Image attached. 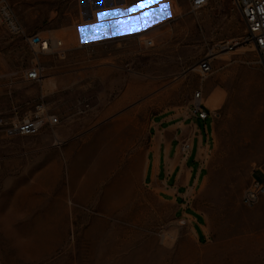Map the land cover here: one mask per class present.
I'll return each instance as SVG.
<instances>
[{
  "label": "rangeland",
  "instance_id": "rangeland-1",
  "mask_svg": "<svg viewBox=\"0 0 264 264\" xmlns=\"http://www.w3.org/2000/svg\"><path fill=\"white\" fill-rule=\"evenodd\" d=\"M79 1L9 0L28 35L51 41L77 23ZM123 1L130 19L96 45L53 39L63 42L64 109L25 80L37 64L52 75L47 58L0 24V114L32 118L46 103L59 120L36 136H0V264H264V196L254 207L241 203L254 171L264 170V68L250 46L220 48L244 37L239 10L233 0L199 11L190 0H158L130 12L142 0ZM205 59L212 71L202 76ZM75 73L80 90L69 84ZM197 91L214 118L196 199L200 241L194 224L143 184L150 120L189 106Z\"/></svg>",
  "mask_w": 264,
  "mask_h": 264
},
{
  "label": "crops",
  "instance_id": "crops-1",
  "mask_svg": "<svg viewBox=\"0 0 264 264\" xmlns=\"http://www.w3.org/2000/svg\"><path fill=\"white\" fill-rule=\"evenodd\" d=\"M78 4L77 23L52 33V41L64 37L69 45L95 42L108 36L112 30L119 31L123 26L119 22L130 19L124 17L126 12L123 0H81ZM116 9L120 11L117 13ZM100 12L111 15L101 18ZM52 55H42L47 58L53 74L48 77L44 75L40 82L41 94L48 106L56 103L59 109H64L68 101L61 91L67 88L68 76H65L67 74L61 67L60 59L63 57L59 55L60 63L52 66V60L56 59ZM75 74L70 76L72 78H69V84L74 81L73 89L80 90L82 76L80 73ZM47 104H42L44 110L47 109ZM190 110L191 104L187 107L171 108L150 120L143 184L162 204L173 208L176 219L192 222L200 241L206 232L203 215L196 207V199L208 176L209 157L214 148V118L210 110L207 120L193 116ZM184 142L190 144L187 154L181 149ZM198 216L201 221H198Z\"/></svg>",
  "mask_w": 264,
  "mask_h": 264
},
{
  "label": "built area",
  "instance_id": "built-area-1",
  "mask_svg": "<svg viewBox=\"0 0 264 264\" xmlns=\"http://www.w3.org/2000/svg\"><path fill=\"white\" fill-rule=\"evenodd\" d=\"M211 0H190L193 11H199L206 8ZM234 5L239 10L244 26L245 35L241 40L233 44H223L220 48L223 52L231 53L234 49L243 46H250L257 54L259 63L264 68V0H233ZM0 24L4 26L9 33L13 35H23L27 43L36 51L37 54H56L62 52V41H51L40 35H28L18 24L9 0H0ZM99 42H83L82 47H90ZM148 46H153L152 41L147 42ZM198 71L202 76L208 75L212 71L210 59H205L198 64ZM44 67L37 64L25 72V78L31 82H41L43 80ZM40 105L38 112L32 118L23 120H13L3 117L0 114V136L6 138L36 136L47 126L57 125L58 118L55 115H49ZM190 114L201 119L207 120L210 117L203 94L197 91L193 95ZM182 152L187 154L190 150V144L184 142L181 146ZM264 196V170H255L252 177V183L242 196L241 203L246 207L256 206Z\"/></svg>",
  "mask_w": 264,
  "mask_h": 264
},
{
  "label": "snow or ice",
  "instance_id": "snow-or-ice-1",
  "mask_svg": "<svg viewBox=\"0 0 264 264\" xmlns=\"http://www.w3.org/2000/svg\"><path fill=\"white\" fill-rule=\"evenodd\" d=\"M157 2H158V0H142V4L134 5L132 8L128 9V11H130V12L131 11H136L141 6H149L150 4H154V3H157ZM161 7L162 8H168V5L167 4H163V5H161ZM115 11L118 13L120 10L116 9ZM108 15H111V13H106V12H100L99 13V16L101 18H104V17H106ZM119 23L125 24V23H127V21H120ZM81 31H83V29H81Z\"/></svg>",
  "mask_w": 264,
  "mask_h": 264
},
{
  "label": "bare ground",
  "instance_id": "bare-ground-1",
  "mask_svg": "<svg viewBox=\"0 0 264 264\" xmlns=\"http://www.w3.org/2000/svg\"><path fill=\"white\" fill-rule=\"evenodd\" d=\"M149 17H150V16H149ZM163 18H164V17H163ZM153 19H154V18H153ZM109 20H110V19H109ZM109 20H108V21H109ZM153 23H154V22H153ZM100 27H101V26H100ZM100 32H101V31H100ZM102 32H104V31H102ZM102 32H101V33H102ZM124 32H125V31H124ZM125 35H126V34H125ZM123 36H124V35H123ZM99 37H100V36H98V38H99ZM88 43H89V42H88Z\"/></svg>",
  "mask_w": 264,
  "mask_h": 264
}]
</instances>
